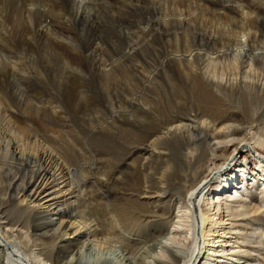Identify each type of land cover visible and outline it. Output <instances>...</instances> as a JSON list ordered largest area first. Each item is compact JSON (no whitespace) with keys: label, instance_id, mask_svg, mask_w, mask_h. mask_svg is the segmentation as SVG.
Masks as SVG:
<instances>
[{"label":"rangeland","instance_id":"obj_1","mask_svg":"<svg viewBox=\"0 0 264 264\" xmlns=\"http://www.w3.org/2000/svg\"><path fill=\"white\" fill-rule=\"evenodd\" d=\"M237 3L253 7L264 24V0H0V147L6 149L10 144L13 149L59 151L72 172L82 167L83 174L76 175L86 176L91 183L111 176L135 145L134 127L147 128L151 123L149 116L139 117L137 112L144 114L141 110L120 117L132 105L136 72L174 68V55L184 52L175 34L181 37L185 29L174 21L178 18L175 13L194 14L196 20L188 33H203L212 28L215 12L224 7V14L235 25L246 22ZM202 7L206 9L202 11ZM261 29L264 33V27ZM260 113L259 127L264 133V106ZM113 118L124 124L116 126ZM245 144L250 151L240 147L239 153L227 154L228 167L220 177L208 179L211 186L197 201L198 214L203 211L209 217V235L223 242L216 247L223 253L211 256L206 252L202 264H218L221 258L220 263L264 264V152ZM122 170V183L109 188L112 195L126 192L134 184L135 171ZM221 182L228 188L216 196L212 187ZM207 197L212 199L209 205ZM175 206L177 224L169 217L157 222L169 230L150 225L145 232L132 233V253L119 244L100 250L81 240H77L76 250L81 249L86 264L98 254L102 264H175L174 254L184 255L192 238L189 204L177 198ZM245 206H259L260 210L246 214ZM53 218L56 221L57 216ZM4 247V263L8 264V246ZM70 250L68 261L74 258Z\"/></svg>","mask_w":264,"mask_h":264},{"label":"bare ground","instance_id":"obj_2","mask_svg":"<svg viewBox=\"0 0 264 264\" xmlns=\"http://www.w3.org/2000/svg\"><path fill=\"white\" fill-rule=\"evenodd\" d=\"M245 5L236 6L247 18L241 26L226 17L224 7L215 12L212 28L203 33H188L196 20L194 14L175 13L178 18L174 21L185 29L181 37L175 34L184 52L174 55V68L136 72L132 105L123 108L127 114L120 112V117L141 110L144 114L137 112L139 117L149 116L151 123L147 128L134 127L135 145L111 176L91 183L86 176L76 175L82 167L72 172L62 153L43 146L44 150L13 149L10 144L6 149L0 147V264H5L6 245L8 264H86L81 249L76 250L77 240L100 250L119 244L132 253V233L145 232L150 225L165 231L168 228L157 222L169 217L177 224L173 212L177 198L191 208L192 238L184 255L174 254L175 264H202L206 252L214 256L223 251L216 249L223 242L209 235V217L203 211L198 214L197 201L211 186L208 179L220 177L228 167L227 154L235 155L240 147L249 152L245 142L264 152V133L259 127L264 106V24L253 7ZM112 122L124 124L118 118ZM122 167L135 171L134 184L128 191L112 195L110 186L122 183ZM258 168H263L260 163ZM227 188L221 182L211 192L220 196L218 192ZM212 199L207 197L206 204ZM245 208L246 214L260 210L259 206ZM71 248L74 258L68 261ZM220 261L218 264H229ZM102 262L98 254L90 263Z\"/></svg>","mask_w":264,"mask_h":264}]
</instances>
